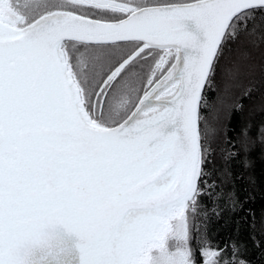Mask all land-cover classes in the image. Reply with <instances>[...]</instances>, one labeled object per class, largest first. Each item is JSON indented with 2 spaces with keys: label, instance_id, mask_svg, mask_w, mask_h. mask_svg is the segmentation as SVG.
Segmentation results:
<instances>
[{
  "label": "snow or ice",
  "instance_id": "1",
  "mask_svg": "<svg viewBox=\"0 0 264 264\" xmlns=\"http://www.w3.org/2000/svg\"><path fill=\"white\" fill-rule=\"evenodd\" d=\"M262 47L264 0H0V264H264L207 116Z\"/></svg>",
  "mask_w": 264,
  "mask_h": 264
},
{
  "label": "trees",
  "instance_id": "2",
  "mask_svg": "<svg viewBox=\"0 0 264 264\" xmlns=\"http://www.w3.org/2000/svg\"><path fill=\"white\" fill-rule=\"evenodd\" d=\"M250 51L251 58L241 61V66L244 67L237 79L230 83L227 91L210 94L212 103L207 116L210 124L227 131L233 140L238 137L243 139L240 137L241 129L248 127V143L255 144L249 153L250 166L244 168L238 162H232V176H226L225 180L226 188L234 186L241 200L248 198L244 208L255 213L259 228L260 218L264 216V129L260 127L264 124V47ZM236 105L240 107L237 109ZM208 212L212 214L211 204H208ZM246 214L245 211L239 215ZM235 219L236 216L230 217L227 211L219 220L213 218L210 233L214 239L223 242L230 237L234 227L232 222ZM257 235L259 236V233ZM241 238L248 242L251 249L248 259L252 260L253 264H262L258 258L259 250L252 249L251 241L247 239V225L244 226Z\"/></svg>",
  "mask_w": 264,
  "mask_h": 264
},
{
  "label": "rangeland",
  "instance_id": "3",
  "mask_svg": "<svg viewBox=\"0 0 264 264\" xmlns=\"http://www.w3.org/2000/svg\"><path fill=\"white\" fill-rule=\"evenodd\" d=\"M242 61H245V60H242ZM243 67H244V66H241V70L243 69ZM241 70H240V71H241ZM231 82H232V81H231ZM231 82H229V86H230V83H231ZM218 100H219V98H218ZM217 102H218V101H217ZM217 102H216V106H217Z\"/></svg>",
  "mask_w": 264,
  "mask_h": 264
}]
</instances>
